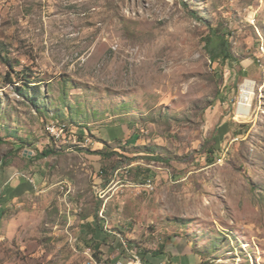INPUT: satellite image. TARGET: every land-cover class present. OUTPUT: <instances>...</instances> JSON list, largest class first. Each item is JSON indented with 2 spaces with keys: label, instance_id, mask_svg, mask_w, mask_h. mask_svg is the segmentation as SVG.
Masks as SVG:
<instances>
[{
  "label": "rangeland",
  "instance_id": "rangeland-1",
  "mask_svg": "<svg viewBox=\"0 0 264 264\" xmlns=\"http://www.w3.org/2000/svg\"><path fill=\"white\" fill-rule=\"evenodd\" d=\"M214 35L231 60L210 61ZM47 148L0 264H112L119 237L144 257L169 236L208 264H264V0H0V159Z\"/></svg>",
  "mask_w": 264,
  "mask_h": 264
},
{
  "label": "crops",
  "instance_id": "crops-1",
  "mask_svg": "<svg viewBox=\"0 0 264 264\" xmlns=\"http://www.w3.org/2000/svg\"><path fill=\"white\" fill-rule=\"evenodd\" d=\"M38 161L32 155H12L6 157L4 165L0 167V240L4 237L5 211L9 204L24 193L43 191L48 187L46 163L38 165ZM91 225L94 228L98 226ZM99 236L104 237V234L96 230L93 239L101 243ZM144 258L149 264H203L204 261L194 251L192 243L179 236L166 237L159 250L149 252Z\"/></svg>",
  "mask_w": 264,
  "mask_h": 264
},
{
  "label": "trees",
  "instance_id": "trees-1",
  "mask_svg": "<svg viewBox=\"0 0 264 264\" xmlns=\"http://www.w3.org/2000/svg\"><path fill=\"white\" fill-rule=\"evenodd\" d=\"M206 46H205V49L207 51V54H208V57L210 59L211 62H216V61H222V62H225V61H229L231 60L232 58V55H231V52H230V46H229V43L226 39H224L223 37L219 36V35H214V36H209L206 40ZM38 94L39 92L36 91L35 92V98L38 97ZM57 152H60L59 150H55L54 148H47L45 150H42L38 153L35 154V158L39 159V158H45V157H48V156H51V155H54L55 153ZM95 154H98L103 158L105 157H111L113 154H109V153H106L104 152L103 148L102 150H97L95 152ZM5 161V158H1L0 159V167L2 165H4V162ZM211 163H212V160L210 159L209 160ZM95 221V223L98 221H96V219L98 220V217L95 215L94 218H93ZM87 228L91 229L93 226L91 224H87L86 225ZM91 231H96V228H92ZM93 248H94V253H93V257L95 258L96 262L97 263H102L103 260L101 258V243L99 241H95L93 243ZM195 251V250H194ZM155 255V253H154ZM203 264H208L206 262L203 261Z\"/></svg>",
  "mask_w": 264,
  "mask_h": 264
},
{
  "label": "bare ground",
  "instance_id": "bare-ground-1",
  "mask_svg": "<svg viewBox=\"0 0 264 264\" xmlns=\"http://www.w3.org/2000/svg\"><path fill=\"white\" fill-rule=\"evenodd\" d=\"M253 87H254L253 82L251 80H246L240 87V99H239L238 108L236 111V116L239 118H246L250 115V105H251L250 101H251V96L253 93ZM65 130L66 129L62 126L57 128L56 130H54L53 128H50V132L53 136H54V131L55 133H65ZM71 135H72L71 137L73 138V143H79V141H77L79 137H77L76 134L75 136L72 132H71Z\"/></svg>",
  "mask_w": 264,
  "mask_h": 264
},
{
  "label": "built area",
  "instance_id": "built-area-1",
  "mask_svg": "<svg viewBox=\"0 0 264 264\" xmlns=\"http://www.w3.org/2000/svg\"><path fill=\"white\" fill-rule=\"evenodd\" d=\"M68 134L69 132L55 133L54 131L53 139L65 138L66 136H68ZM83 141H85V137ZM82 143L84 145V142ZM119 241L124 247L125 255L121 259H118L116 262H113L114 264H149L138 250L130 248L128 244L121 239V237H119Z\"/></svg>",
  "mask_w": 264,
  "mask_h": 264
}]
</instances>
